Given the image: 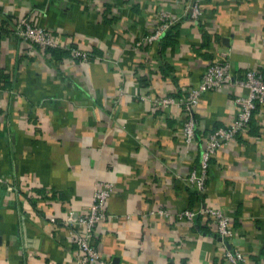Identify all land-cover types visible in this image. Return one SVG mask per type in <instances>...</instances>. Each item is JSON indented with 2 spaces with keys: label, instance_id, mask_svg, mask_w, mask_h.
Listing matches in <instances>:
<instances>
[{
  "label": "crops",
  "instance_id": "obj_1",
  "mask_svg": "<svg viewBox=\"0 0 264 264\" xmlns=\"http://www.w3.org/2000/svg\"><path fill=\"white\" fill-rule=\"evenodd\" d=\"M184 2L0 0V18L9 19L0 71L10 81L0 86V264H76L65 215L86 209L98 181L111 189L89 264H227L206 217L158 212L199 204L230 215L228 243L244 264H264V101L215 149L201 193L184 177L207 131L231 121L233 97L246 88L203 91L188 143L180 106L152 101L196 85L213 60H226L232 76L264 73V0H200L197 22ZM161 14L177 17L165 44L136 43ZM22 15L68 52L57 57L14 35L12 20Z\"/></svg>",
  "mask_w": 264,
  "mask_h": 264
},
{
  "label": "built area",
  "instance_id": "obj_2",
  "mask_svg": "<svg viewBox=\"0 0 264 264\" xmlns=\"http://www.w3.org/2000/svg\"><path fill=\"white\" fill-rule=\"evenodd\" d=\"M183 8L184 14L192 21L197 22L199 20L201 14L200 0H185ZM176 20V16L161 14L153 29L142 35L136 43L139 44L142 41L158 43L164 31L176 23ZM11 31L14 35L42 47L59 46L56 35L52 31L32 23L27 15L13 19ZM69 50L72 56L81 59L88 57L87 50L78 47H69ZM224 83L241 85L247 91L245 94H238L233 97L236 111L231 121L225 125L213 127L203 137V145L200 148L196 164L184 177L187 185L196 193H201L204 189L208 163L215 149L245 129L257 103L264 101V73L260 69L250 67L246 68L240 76H232L226 60H213L204 66L196 85L183 88L181 93L179 92L177 95L165 94L152 98L154 106L157 107H165L170 104L180 106L184 112L181 125L182 137L188 143L195 136L196 121L193 106L200 94L209 89H216ZM0 179L2 180L1 177ZM110 189V183L98 181L92 192L91 202L86 209L80 212L69 209L65 215L64 222L70 227V240L76 250V264H89L98 256L91 239L94 224L105 215L103 206ZM158 212L165 216L173 214L174 218L185 219L190 222L198 216L206 217L211 224L212 232L216 234L218 241L222 244V255L227 264H244L243 254L228 243L232 236L230 215L220 207L199 204L193 207H182L174 213H170L166 209H159ZM51 219L53 220V217Z\"/></svg>",
  "mask_w": 264,
  "mask_h": 264
},
{
  "label": "trees",
  "instance_id": "obj_3",
  "mask_svg": "<svg viewBox=\"0 0 264 264\" xmlns=\"http://www.w3.org/2000/svg\"><path fill=\"white\" fill-rule=\"evenodd\" d=\"M8 20H9L8 18H0V32L6 29V25H4V24L8 23L9 22ZM174 26H175V23L172 24L166 31H164L163 35L161 36V38L158 42L160 44V47L163 46V44H165L166 38L170 35V31L173 29ZM45 48L52 55L57 56V57L68 52V48H62L59 46H55V47H49L48 46ZM9 82L10 81L8 79V75L6 73L0 71V86H6L7 84H9Z\"/></svg>",
  "mask_w": 264,
  "mask_h": 264
}]
</instances>
